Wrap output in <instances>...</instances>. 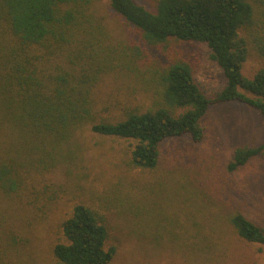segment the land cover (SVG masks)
<instances>
[{"label":"rangeland","instance_id":"rangeland-1","mask_svg":"<svg viewBox=\"0 0 264 264\" xmlns=\"http://www.w3.org/2000/svg\"><path fill=\"white\" fill-rule=\"evenodd\" d=\"M135 1L155 10L156 0ZM248 1L254 19L240 36L249 51L242 72L252 78L264 65L256 48L264 0ZM92 11L105 25L107 60L117 66L93 89L95 121L150 109L158 73L176 59L192 65L209 98L225 87L206 45L149 44L108 0H92ZM202 125L199 143L189 135L165 141L153 170L131 164L136 141L98 134L92 123L82 126L64 146L66 162L36 178L37 188L47 187L38 203L0 194V264H58L53 250L67 242L62 224L78 204L106 226L107 247L116 248L109 264H264V245L242 239L230 223L240 212L264 230V158L227 171L237 148L264 143V119L232 101L213 105Z\"/></svg>","mask_w":264,"mask_h":264},{"label":"trees","instance_id":"trees-1","mask_svg":"<svg viewBox=\"0 0 264 264\" xmlns=\"http://www.w3.org/2000/svg\"><path fill=\"white\" fill-rule=\"evenodd\" d=\"M108 1L149 44L206 45L225 87L209 98L192 65L176 59L158 73L150 109L95 121L93 89L117 66L107 60V33L92 0H0V194L38 203L47 187L37 188L36 178L66 162L64 146L88 123L98 134L136 141L131 164L153 170L165 141L204 139L202 121L215 104L240 102L264 119V65L252 78L242 72L249 51L240 29L254 19L248 0H156L153 12L135 0ZM256 48L264 59V33ZM258 156L264 158V143L239 147L227 171ZM230 223L242 239L264 245V230L242 213L232 214ZM62 230L67 242L53 250L58 264L113 260L116 248L107 247L108 230L89 206L76 205Z\"/></svg>","mask_w":264,"mask_h":264}]
</instances>
